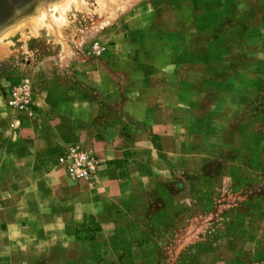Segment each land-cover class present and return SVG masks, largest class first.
<instances>
[{"label": "rangeland", "instance_id": "obj_1", "mask_svg": "<svg viewBox=\"0 0 264 264\" xmlns=\"http://www.w3.org/2000/svg\"><path fill=\"white\" fill-rule=\"evenodd\" d=\"M50 1L31 4L45 17L41 23L35 17V26L26 23L0 39V131L18 116L36 114L44 106L58 108L62 117L55 130L62 145L58 162L65 169L70 146L88 150L98 161L92 181L102 164L96 138L103 135V128L124 126L120 111L134 114L131 102L150 94L165 100L168 107L155 111L171 119L172 133L204 132L198 159L206 154L215 158L203 172L198 160L190 174L177 170L173 182L161 187L149 184L137 207L142 216L131 221L127 233L109 238L105 263L99 261V251L81 245L80 236L72 257L81 264H264V202L256 204L262 217L250 219L246 214L256 203L251 201H257L254 194L264 192V36L262 42L249 38L251 28L243 9L247 0ZM237 4L239 11L233 10ZM95 44L104 48L102 53L95 52ZM149 70L155 75L148 76ZM238 75L242 76L239 82ZM25 77L36 90L34 111L10 107L5 100L7 90ZM144 82L157 87L135 91L138 96L132 87ZM246 82L259 83L261 89L244 90ZM233 86H239L240 96L225 91ZM105 97L111 100L104 101ZM239 99L245 108L220 107V121L213 123L215 100L235 103ZM119 100L126 103L117 105ZM218 127L221 132L215 137L212 128ZM219 145H225L220 155L232 159L239 172L231 182L220 180L211 190L204 188L209 181L204 174L216 171ZM123 164L121 160L118 166ZM64 174L68 181L82 183ZM186 179L195 201L186 203L182 195L184 202L172 207L171 196L186 188ZM199 193L207 195L200 202ZM41 194L36 203L41 211L84 204L78 188L59 194L66 199L64 204L44 190ZM212 198L225 206H216ZM122 243L135 246L133 260L127 245L120 251L112 249ZM219 244L226 247L220 249ZM235 246L238 249L232 250ZM60 254L67 257L66 252Z\"/></svg>", "mask_w": 264, "mask_h": 264}, {"label": "crops", "instance_id": "obj_2", "mask_svg": "<svg viewBox=\"0 0 264 264\" xmlns=\"http://www.w3.org/2000/svg\"><path fill=\"white\" fill-rule=\"evenodd\" d=\"M240 9V5H233V10ZM243 9L251 28L248 32L249 38L262 42L264 0H247V7ZM237 42L241 43L240 40ZM247 43H243L245 48ZM154 75L155 71L149 70L148 76ZM241 77L237 76L238 82ZM156 87L144 82L135 84L132 90L134 93L150 92ZM243 89L257 91L261 89V84L246 82ZM225 91L235 97L240 96L239 86L227 88ZM103 100L110 101L111 98L105 97ZM125 103V100L117 101V105ZM247 104L250 105L249 102L246 106ZM214 105L216 110L213 123L220 121V107L227 105L245 108L240 99L235 103L215 100ZM131 106L134 110L132 116L120 111L123 114L120 121L126 123L124 126L103 128V135L96 138V153L102 160L99 174L92 181L82 180L81 184L68 181L64 174L66 170L58 162L62 150V145L55 137V130L62 118L58 108L52 110L55 107L44 106L43 110H50L44 111V114L43 110L35 108L36 114L21 115L6 122V126L0 131V264H55L57 261H62L61 264H81L80 260L72 257L77 236L82 237L80 243L85 249L99 251V261L105 263L103 259L107 257L110 249V244L107 243L109 238L112 236L117 239L127 233L131 221L136 222L142 216L137 207L149 184L157 187L164 186V182L169 184L175 180L177 170L190 174L195 171L198 160L201 161L200 169L203 172L208 162L215 159L207 154L198 159L197 152L201 144L199 140L205 135L203 131L187 132L184 129L183 132H171V119L167 115L156 114L155 111L168 107L164 99H155L150 94L142 95L133 100ZM87 120L94 121L95 118ZM102 121L100 118V122ZM212 131L213 136L219 137L221 128H212ZM189 138L194 140L188 142ZM224 147L225 145H219L215 150L219 161L215 162V172L211 175L204 174L209 180L204 188L212 190L220 180L222 183L228 180L231 182L239 172L238 168L232 166V159L227 161L220 155ZM121 160H124V164L119 167ZM226 163L231 165L227 166ZM187 181L189 180L186 179L185 189H180L171 196L172 207L177 208L178 203L181 205L184 202L181 200L182 195L186 203L192 205L195 201L188 189L191 184ZM76 188L80 190L84 204L74 202L72 206L67 204L62 210L53 211H41L36 206L43 197V190L49 196L53 194L57 203L64 204L66 199L59 197V194L64 195L65 189L70 191ZM206 196L199 193L196 200L200 202ZM254 200L257 201L251 202L256 203H251L250 209L246 211L251 216L250 219L262 217L256 210V204L264 202V192L254 194ZM212 202L216 206H225L213 198ZM132 244H115L112 249L120 251L127 245L129 259L133 260L135 246ZM225 247L219 246L220 249ZM237 249L236 246L232 248ZM256 249L255 246L254 250ZM61 251L66 252L67 257H60Z\"/></svg>", "mask_w": 264, "mask_h": 264}, {"label": "built area", "instance_id": "obj_3", "mask_svg": "<svg viewBox=\"0 0 264 264\" xmlns=\"http://www.w3.org/2000/svg\"><path fill=\"white\" fill-rule=\"evenodd\" d=\"M95 52L100 54L103 49L94 45ZM35 88L30 78H23L17 85L6 92V102L10 107L20 110H35ZM67 174L77 180H91L97 170L98 161L88 150L70 146L65 157Z\"/></svg>", "mask_w": 264, "mask_h": 264}, {"label": "bare ground", "instance_id": "obj_4", "mask_svg": "<svg viewBox=\"0 0 264 264\" xmlns=\"http://www.w3.org/2000/svg\"><path fill=\"white\" fill-rule=\"evenodd\" d=\"M40 2V0H32V1H30V2H27L23 7H21V8H19V9H17V11H14L13 12V14L11 15V17H9L7 20H5L3 23H1L0 24V39H2L3 38V36L4 37H6L5 36V34L6 35H8L9 34V32H11V34L13 33L12 31H14L15 29L17 30V29H22V27H24L25 26V24L27 23V24H33L34 25V23L37 21V19H35V17H40L41 18V20H40V23L42 22V20H44V18H42L43 17V14L40 12V8H38V6H32L31 4H34L35 2ZM54 1V0H53ZM53 1H50V2H53ZM63 0H60V2L59 3H61ZM65 1V0H64ZM68 1V0H67ZM50 2H48V3H50ZM56 2V1H55ZM58 3V2H57ZM56 3V4H57ZM43 4V3H42ZM42 6V5H41ZM35 8V9H34ZM56 8V7H55ZM34 9V10H33ZM33 10V11H32ZM32 11V14L30 13ZM43 11V10H42ZM30 13V15H31V18L29 19L28 18V14ZM44 13V12H43ZM27 15V18H26V21L24 20H22L21 18L22 17H24V16H26ZM29 15V16H30ZM28 20V21H27ZM22 21L24 22V23H22ZM39 21V20H38ZM38 22H36V24H37ZM22 24H23V26H22ZM17 25H19V26H17ZM28 25V26H29ZM39 25V24H38ZM31 26V25H30ZM35 26V25H34ZM31 27H33V26H31ZM0 42H1V40H0ZM2 43V42H1ZM0 43V44H1Z\"/></svg>", "mask_w": 264, "mask_h": 264}, {"label": "water", "instance_id": "obj_5", "mask_svg": "<svg viewBox=\"0 0 264 264\" xmlns=\"http://www.w3.org/2000/svg\"><path fill=\"white\" fill-rule=\"evenodd\" d=\"M32 0H0V24L7 20L20 6Z\"/></svg>", "mask_w": 264, "mask_h": 264}, {"label": "flooded vegetation", "instance_id": "obj_6", "mask_svg": "<svg viewBox=\"0 0 264 264\" xmlns=\"http://www.w3.org/2000/svg\"><path fill=\"white\" fill-rule=\"evenodd\" d=\"M25 4H26V3H25ZM25 4H24V5H25ZM24 5H22V6L18 7L17 9H19V8L23 7ZM17 9H16L15 11H17Z\"/></svg>", "mask_w": 264, "mask_h": 264}]
</instances>
